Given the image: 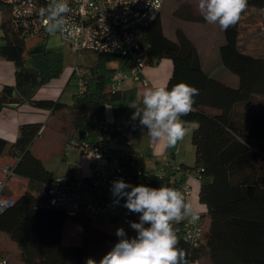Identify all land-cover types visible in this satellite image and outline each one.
I'll list each match as a JSON object with an SVG mask.
<instances>
[{"label":"trees","instance_id":"trees-1","mask_svg":"<svg viewBox=\"0 0 264 264\" xmlns=\"http://www.w3.org/2000/svg\"><path fill=\"white\" fill-rule=\"evenodd\" d=\"M247 8L260 11L264 28V0H248ZM1 10L4 43L0 45V56L13 62L16 72L15 84L4 86L0 91V111L7 105L23 102L50 110L62 108L64 105L58 102L33 99L41 86L63 73L62 55L58 51L38 48L25 51L26 41L19 38L10 19L4 16L6 9ZM239 35L240 20L234 27L222 31L223 43L218 49L221 62L239 82L236 87H225L224 105L214 114L206 113L199 103L209 76L202 68L195 44L184 31L176 29L173 39L166 37L157 16L141 39L146 66L162 58L172 61L173 70L166 85L169 90L180 82L199 89L193 111L182 117L185 124L194 125L191 143L195 148V160L191 167L180 166L182 173L194 172L199 181L198 201L205 206V212L200 213L202 236L199 244L192 246L183 239L180 228L184 221L175 225L181 238L179 247L186 250L190 261L197 263L201 258H208L210 264H264V56L242 51L238 45ZM97 57L99 62L90 68L84 90L72 96V107L91 116L86 119L90 122L84 117L74 121L75 128L86 133L85 138L104 121L105 107H110L116 118L124 116L130 120L135 111L128 107L135 96L109 89L116 72L105 66L110 56ZM27 58L32 62L31 67L26 66ZM134 122L139 123L138 120ZM39 130L36 124L22 125L16 141L8 149L9 153L19 155L14 173L37 183L39 195L29 191L14 200L13 206L0 215V231L18 247L21 264H85L89 257L99 261L119 241L115 234L118 228H124L128 238L137 233L133 234L127 228L130 225L124 227L115 219L82 212L68 217L64 211L46 206L44 184L50 180L47 181L41 162L29 150ZM123 160L128 183L133 186L176 185L169 181L170 169L158 177L148 172L142 158L133 164L129 156ZM105 198L101 190L94 195L97 201ZM68 219L81 230L78 245L66 246L62 242ZM103 220L120 225L110 233L105 232L100 229ZM131 221L138 222L139 214Z\"/></svg>","mask_w":264,"mask_h":264},{"label":"built area","instance_id":"built-area-1","mask_svg":"<svg viewBox=\"0 0 264 264\" xmlns=\"http://www.w3.org/2000/svg\"><path fill=\"white\" fill-rule=\"evenodd\" d=\"M68 2L72 9L68 22L81 29L70 38H65L59 33L50 35L45 31L39 18V10L46 6L47 0H0V7L6 9L13 30L26 42L40 40L47 45L50 40L58 39L70 52L78 56L84 53L105 54L117 56L128 62L130 64L128 74L120 70L113 74L109 84L111 91L119 90L128 79L145 85L143 70L146 67V54L141 47V39L144 31L159 15L165 0H68ZM1 9L0 12H3ZM71 73L76 78L78 87L84 90L88 71L76 66ZM137 126L138 124L130 119H126L122 125L114 126L113 121L110 122L105 117L90 138L78 136L70 138L65 144V150L75 149L82 156L92 160V172L84 180H75L67 176L52 178L44 184L46 206L62 210L68 217L82 212L90 216L115 219L124 227L130 225L129 221L136 213L129 212L122 206L123 199L119 204L114 203L111 187L114 180L123 179L126 183L129 182L123 157L129 156L131 164L142 158L134 155L132 151ZM144 164L146 165L145 162ZM150 164L149 167L146 165V169L158 177L170 169V183L176 184L175 188L184 191L187 199L191 196L190 180L194 178V172L182 173L178 166ZM2 171L4 178L0 179V215L14 204V199L4 192L7 181L15 175L14 170L4 165ZM98 190L105 193L107 198L94 200ZM87 192L88 197L84 198L83 195ZM197 214L199 219L196 222L185 219L180 228L183 239L186 237L185 240L192 246H197L202 236V219L200 213ZM0 264H10L1 252Z\"/></svg>","mask_w":264,"mask_h":264},{"label":"crops","instance_id":"crops-1","mask_svg":"<svg viewBox=\"0 0 264 264\" xmlns=\"http://www.w3.org/2000/svg\"><path fill=\"white\" fill-rule=\"evenodd\" d=\"M165 2L162 6V9L158 15L159 20L162 24V30L166 37L173 39L175 30L179 29L176 26H180L179 24H174V20H166L162 19V10L164 8ZM178 4H175V10L172 12V16L175 20L176 18L174 12L178 10ZM188 14V13H187ZM2 12H0V45L4 43L2 39V29H1V21H2ZM189 17L182 19L184 24L192 23L194 20H188ZM180 19V18H179ZM178 19V21H179ZM172 24V31L167 30V24ZM198 23V27L201 29V35L199 41H193L195 47L197 49L199 59L202 65L203 70L208 74L209 79L204 83L203 89L200 93L199 103L202 106V92L204 91L206 84L208 81H212L214 83L211 88L209 89L211 92L215 91L216 97V104L221 103L223 101L224 89L226 86L234 85V78H232V82H229V76L231 75L230 72L223 66L220 56H219V46L223 43L222 38L221 42L219 41L216 43L212 39L210 41L206 40V37L209 36L208 34H204L202 31L206 30L207 23L204 19L203 22H196ZM184 26H182L181 30L184 31ZM185 33V32H184ZM186 34V33H185ZM187 35V34H186ZM188 36V35H187ZM189 37V36H188ZM223 37V36H222ZM190 38V37H189ZM60 41L58 39H52L45 45L42 42L36 46L38 49H47V50H58ZM45 45V48L43 47ZM42 47V48H41ZM90 54V53H85ZM95 55V54H92ZM96 56V55H95ZM113 56H110L112 58ZM116 57V66H110L106 68L115 69L116 71L120 70L122 72L130 70V64L125 60ZM26 66L31 67L32 62L30 60V64L27 63ZM88 71L90 69H85ZM173 70V64L170 59L162 58L157 63L151 66H146L143 70V78L146 81V84H142L141 82H135L132 79L126 80L121 87L119 88L124 94L128 96H135L139 90H142L145 87H160L167 85L169 78L171 77ZM15 72L16 67L14 66L13 62L7 61L0 56V91L4 86H13L15 84ZM220 75L226 78V81L221 79ZM220 78V79H217ZM71 79L74 80L73 88L67 91L70 85H72ZM110 89V88H109ZM69 92V97L67 101H62L63 94L65 92ZM77 86V80L71 73L70 76L64 80L61 78L52 80L51 82L41 86L34 94L33 99L36 101H52L58 102L64 105L62 108H58L55 110H50L47 108H39L32 106L27 102H23L18 105H7L3 107L0 111V179L4 178V173L2 171V167L7 165L9 167H16L19 163V155L9 153L8 149L11 144H13L18 135L19 129L22 125H39L40 130L37 137L34 138L32 141L29 150L31 155L41 162L43 170L46 172L45 177L48 179L47 181L51 180L54 177L58 176H67L69 178L75 180H84L89 177L92 172L93 168V161L82 156L77 151H71L70 153L65 150L66 142L75 136L80 137V132H83L82 138H85L86 133L84 131H79L74 126V121L79 117H84L86 120L87 117L90 118L89 113H85L84 111L72 107V96L77 94L78 92H82ZM219 95V96H218ZM212 105V104H211ZM204 106V105H203ZM108 107V106H107ZM109 112L106 115L105 110ZM104 110L105 117L112 122L114 126L122 125L126 118L124 116L115 117L110 107ZM86 122H90V120H86ZM134 133L133 138V145L132 151L134 155L142 156L144 162L146 163L147 167H149L150 163L156 164H163L168 166H188L191 167L194 164L195 160V148L191 143V133L194 128L193 124H185L186 127L191 129L189 135H187L183 141L179 142L175 148H167L165 142L161 141L160 143H153L150 141V138L147 135L146 129H143L139 123ZM97 128V127H96ZM94 129V131L96 130ZM45 136L47 139L45 143L52 144V141L55 139L56 143H58L57 150L59 160L65 166V170L63 171H55L50 166L46 165L44 159L41 155L35 153L33 151V147L38 141V139H42ZM92 133H88L86 138H90ZM81 158V162H72L70 161V157L73 155ZM59 168V167H58ZM195 175V173H194ZM35 182H32L28 177L19 175L15 173L14 177L10 178L7 181L5 186V194L9 197L13 198L14 200L18 199L23 193L31 191L32 193L38 196L37 188ZM190 185L192 188V194L188 198V200L192 203L193 209L198 210L196 213H204L205 206L200 204L198 201V192H199V181L194 178L190 180ZM94 195V193H92ZM84 198L88 197V192L85 193ZM196 203L198 205L196 206ZM72 226L69 228H75V224L72 222ZM75 225V226H74ZM133 234L136 232L128 226ZM66 232L64 229L63 233V244L65 241ZM73 239V233H72ZM80 239H73L70 244H64L66 246L70 245H78Z\"/></svg>","mask_w":264,"mask_h":264},{"label":"clouds","instance_id":"clouds-1","mask_svg":"<svg viewBox=\"0 0 264 264\" xmlns=\"http://www.w3.org/2000/svg\"><path fill=\"white\" fill-rule=\"evenodd\" d=\"M248 7V0H198L200 15L209 24H218L222 31L234 27ZM72 9L68 0H47L39 10V18L50 35L59 33L70 38L81 31L68 22ZM199 89L185 82L168 87H145L137 91L128 105L134 109L131 119L146 129L150 141L165 142L175 148L190 134L182 117L193 111ZM114 203L123 199V207L139 214V221H129L137 233L128 238L124 228L116 230L119 241L99 261L89 257L85 264H197L188 259L185 249L179 247L180 236L176 224L185 219L196 222L199 215L184 191L175 187L131 185L123 179L114 180L111 187ZM145 225H148L147 227ZM185 239H187L185 237Z\"/></svg>","mask_w":264,"mask_h":264},{"label":"rangeland","instance_id":"rangeland-1","mask_svg":"<svg viewBox=\"0 0 264 264\" xmlns=\"http://www.w3.org/2000/svg\"><path fill=\"white\" fill-rule=\"evenodd\" d=\"M178 4V10L175 13L176 18H180L175 20L172 16V12L175 10V4ZM198 0H165V5L162 10V19L173 21L174 24H179L180 26H176L177 28L181 29L182 26L184 27V32L190 37V40L192 41H199L200 35H201V29L198 27V23L196 22H203V17L200 15L198 8H197ZM176 11V10H175ZM188 13V14H187ZM5 17H8V13L5 11L4 13ZM186 17H189L190 19L194 20L192 23L184 24L182 19ZM167 30L172 31V24L169 22L167 24ZM204 34H208L209 36L206 37L207 41H210L212 39L216 43L219 41L221 42L222 37V31L218 24H209L207 25L206 30L202 31ZM40 40H30L25 42V51H29L32 49H37L36 46L39 44ZM238 45L244 51L245 53L252 55V56H264V28H262L261 20H260V11L255 8H247L245 12H243L241 19H240V35L238 39ZM45 48V45H43ZM39 48V47H38ZM42 48V47H41ZM58 51L62 55L63 59V73L59 78L61 80H64L68 78L76 66H79L82 69H90L92 66L96 65L97 62H99L97 55L92 54H81L80 56L73 54L69 51L68 47L64 44H59ZM27 63L30 64V59L27 58ZM116 57L113 56L109 62L105 63L106 67H112L116 66ZM128 74V71H124ZM229 76V82H232V78H234V85H229L231 87H236L238 85L239 79L236 75L233 73H230ZM221 79L223 81H226V78L222 75H220ZM58 79V78H57ZM217 79H220L217 77ZM72 85L67 88L69 91L71 88H73L74 80L71 79L70 82ZM214 83L212 81H208L206 84V87L204 91L202 92V109L208 113V114H214L219 112L224 102L216 104V97H215V91L211 92L209 89ZM78 86V84H77ZM65 92L63 94L62 101H67L69 97V92ZM219 96V95H218ZM212 104V105H211ZM106 114L109 112L106 109ZM47 138L45 136L42 137V139H38L36 141L33 151L39 155H41L44 159V162L46 165L50 166L55 171H63L65 170V166L61 161L59 160L58 156V143H56L55 139L52 141V144L45 143V140ZM71 151H77L75 149L69 150ZM78 152V151H77ZM72 153V152H71ZM70 161L72 162H81V158L72 155L70 157ZM59 167V168H58ZM198 203H196V206ZM197 212L198 210H195ZM102 223V224H101ZM100 229L105 232H112L115 230L117 226H119L118 223H106V221H100ZM72 221L70 219L67 220L65 224V232L66 237L64 244H70L73 239H80L81 238V230L75 226V228H69L71 227ZM72 233H73V239H72ZM0 252L5 255V257L8 259L10 264H21L19 258H18V247L14 242H12L6 233L0 231ZM197 264H210V261L208 258H201Z\"/></svg>","mask_w":264,"mask_h":264},{"label":"water","instance_id":"water-1","mask_svg":"<svg viewBox=\"0 0 264 264\" xmlns=\"http://www.w3.org/2000/svg\"><path fill=\"white\" fill-rule=\"evenodd\" d=\"M82 134H83V132H80V134H79L80 135V138H82Z\"/></svg>","mask_w":264,"mask_h":264}]
</instances>
